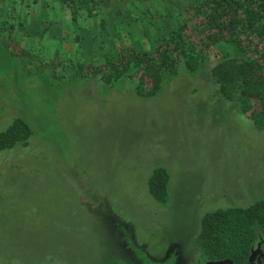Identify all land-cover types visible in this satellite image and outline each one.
I'll return each mask as SVG.
<instances>
[{
    "label": "rangeland",
    "instance_id": "rangeland-1",
    "mask_svg": "<svg viewBox=\"0 0 264 264\" xmlns=\"http://www.w3.org/2000/svg\"><path fill=\"white\" fill-rule=\"evenodd\" d=\"M5 19L1 11L0 132L21 118L34 134L0 153V264H232L203 260L202 219L264 199V130L223 98L209 69H182L142 98L127 80L78 77L63 43ZM174 23L163 18L158 35ZM76 30L89 50L110 37ZM108 30L141 33L124 17ZM158 167L170 174L166 204L149 192ZM263 252L259 230L253 264Z\"/></svg>",
    "mask_w": 264,
    "mask_h": 264
},
{
    "label": "trees",
    "instance_id": "trees-1",
    "mask_svg": "<svg viewBox=\"0 0 264 264\" xmlns=\"http://www.w3.org/2000/svg\"><path fill=\"white\" fill-rule=\"evenodd\" d=\"M8 1L0 0V5L5 4L0 6V12L5 14L4 22L17 21L25 29L28 25L23 14L13 16L22 9L16 6L20 2ZM32 1L42 5L47 23L45 31L54 21L52 4L58 3L70 14L76 29L90 28L94 37L110 36L99 48L91 50L81 47L79 33L68 43L60 40L67 48V69H74L78 77L106 84L127 80L134 84L138 96L152 98L164 80L177 76L182 69L193 76L201 67L208 68L223 98L238 101L256 128L264 130V0ZM176 3H186L189 7L185 13L180 11L175 15L171 8ZM29 4L21 6L27 8L24 12L27 16ZM112 16L114 20L124 17L128 26H136L141 33L124 31L110 35ZM163 18L175 23L159 36L158 26ZM147 28H151L149 34L145 32ZM45 35L46 32L39 38ZM78 48L85 53L80 56L76 52ZM75 62L81 65L76 66ZM33 134L24 119H16L7 130L0 132V153L18 145L27 146ZM169 182L170 174L165 167L154 170L149 179V192L157 202L169 201ZM259 230H264V199L246 208L207 213L202 219L197 245L207 261L253 264V245ZM258 264H264V252Z\"/></svg>",
    "mask_w": 264,
    "mask_h": 264
},
{
    "label": "crops",
    "instance_id": "crops-1",
    "mask_svg": "<svg viewBox=\"0 0 264 264\" xmlns=\"http://www.w3.org/2000/svg\"><path fill=\"white\" fill-rule=\"evenodd\" d=\"M4 1H5L4 3L10 2L8 0H4ZM44 1H48V0H44ZM17 2L22 3V5L30 3L29 4L30 7L27 10L29 16H27L25 13H23V15H22L26 19L25 22L28 25L26 27V30H27L28 34H30V37L36 38V37H39L42 33L46 32L50 35L51 38H54L55 40L60 41L63 38H68V35H70L69 37H71V36H76L78 34L70 14L68 12L62 10L60 4H58V3L52 4V6L54 5L53 6L54 7V12H53L54 21H53L51 28L48 29L47 31H45L47 27L44 29H41L40 27H38L41 24V22L42 21L44 22V20H45V18H43L44 11H42L41 3L40 4H33L32 0H25V1L24 0H18ZM48 2L51 3V0H49ZM20 8L23 9L24 7H19V9ZM63 20H66L65 22H67V23H62ZM58 34H60L61 37L63 36V38H61V37L58 38L57 37ZM64 34H66V36ZM0 37H2V36H0ZM170 188L171 187H170V182H169V193H170ZM202 258H203V255H202ZM203 260L207 261L204 258H203Z\"/></svg>",
    "mask_w": 264,
    "mask_h": 264
},
{
    "label": "flooded vegetation",
    "instance_id": "flooded-vegetation-1",
    "mask_svg": "<svg viewBox=\"0 0 264 264\" xmlns=\"http://www.w3.org/2000/svg\"><path fill=\"white\" fill-rule=\"evenodd\" d=\"M262 257H263V255L258 259V263L260 262V260H261ZM252 259H253V256H252ZM258 263H257V264H258Z\"/></svg>",
    "mask_w": 264,
    "mask_h": 264
}]
</instances>
